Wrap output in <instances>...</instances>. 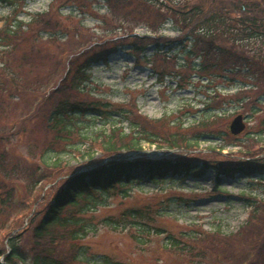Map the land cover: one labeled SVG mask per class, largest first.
Wrapping results in <instances>:
<instances>
[{
	"label": "rangeland",
	"instance_id": "obj_1",
	"mask_svg": "<svg viewBox=\"0 0 264 264\" xmlns=\"http://www.w3.org/2000/svg\"><path fill=\"white\" fill-rule=\"evenodd\" d=\"M11 1L13 4L0 0V39L3 38L1 34L6 26H12L20 20L30 22L34 14L47 11L52 2V0ZM62 4L61 0L54 2V14L58 10L57 15L67 32L74 31V28L86 29L81 37L75 38L72 42L66 39L64 42L68 44L62 43L66 46L62 47L65 48L63 51L58 52L59 45L53 49L49 45H44L47 43L44 40L46 39L44 33L40 40L43 44H37L39 48L32 47L35 37L21 43L17 50L8 47L10 42L7 43L6 40L5 43L4 38L2 42L0 41V49L4 53V58L0 59V84L3 83L0 90V139L5 140L1 142L3 147H8L12 151L13 147L16 149L13 156H8L3 148L0 149V154L4 152L6 156L0 168L4 166L7 175L11 176L6 181L16 187L17 200L21 198L25 200L24 204L18 202V206L12 207L11 212L19 213V216L13 226L16 229L14 228L11 234H27L32 218L43 211L49 200L74 172H90L115 161L135 163L139 160L161 159L150 152L157 148L146 143L144 147L148 153L123 152L110 157L102 151L99 142L91 144L92 140L84 141L77 136L73 137L72 141L75 142V152L53 155L55 159L61 156L64 161L63 167L52 170L51 178L39 188L32 190L33 186L26 174L31 173L33 163L30 161L28 163L26 158L31 160L36 157L34 164L38 165L40 148L34 147L32 153L25 138H22L24 135L20 136L17 132L20 127L30 128L29 134L31 133L32 137L30 143L34 144L36 141L43 146L47 140L44 130L45 119L51 108L43 106L44 101L42 105H35V108H32L31 104L35 100L49 98L52 95L51 92L57 89L55 87L69 71L70 61L76 59L73 54L77 55L78 52L103 42L109 38L107 36L116 35L103 32L105 28L100 16L106 13V8L100 10L96 7L91 13L79 15L76 7H64ZM36 23V20L30 22L26 29L24 25L23 30L27 36L32 34ZM162 32L169 38L179 36V32L171 23L166 24ZM135 33L142 36L150 34L145 27L137 28ZM62 52L67 53L61 56ZM26 53L27 56H24ZM157 54V50L150 46L147 52L137 59L127 48L111 56L108 62L94 66L89 75L92 81L84 93L77 94V99L82 102L101 101L108 103L110 107L105 108L107 111L105 114L73 117L68 124L84 136L91 135L90 139L103 131L110 134L111 128L117 125L124 126L125 132L130 134V124L123 123L124 118L120 114H123V111L129 114L137 113V117L133 115L135 121L136 119L138 123L144 121L148 129L159 135L162 142L159 145L163 148L160 152L167 153V158L193 160L194 165H200L202 161L232 163L252 157L255 160L264 159V96L257 104L261 113L254 116L250 112L253 105L244 107L241 103L240 99L244 95L239 92L238 87L219 82L211 84L191 67H178L177 64L180 62H188L187 59H182L184 54L181 49L165 48L159 55ZM23 58H26V61ZM63 59H66L67 64L61 62ZM59 64L62 65L59 67L60 71L56 70ZM11 76L18 80L16 82L19 87L27 90V98H20L18 87L5 83ZM239 115L246 117V129L235 136L231 133L230 126ZM211 116L213 119H209ZM174 136L193 140L191 148H186V144L180 142L185 145L184 149L171 151L167 142ZM182 139L180 141H183ZM97 140L101 139L97 137ZM196 140L199 142L194 143ZM29 152L32 153L31 157ZM48 156H52L51 153H48ZM18 165L19 167H16ZM15 167L19 171L27 172L24 173L26 177L19 175L18 171L15 173ZM215 178L216 173L210 171L201 180L177 179V183H174L171 178L164 184L144 181L146 184L144 188H140V184L133 188H121L118 185L117 190H113L109 197L103 193H96L95 198L81 201L82 208L88 205L95 207L93 204L99 202L96 210L89 209L81 213L78 212V207L68 205L63 214L75 213L76 216L87 219L88 223L103 228L98 236L92 235L88 239L95 252L119 255L135 264H187L174 251L164 250L157 242L162 239H157L149 248L140 249L131 230L113 232L104 229V219L120 218L124 213L136 208L153 214L161 209H167L170 213L158 216L156 224L176 235H180V232H190L199 236L200 243L196 244V248L199 246L196 251L201 248L210 253L228 249L233 256L227 255L226 259L225 255L226 262L223 264H264L263 175H255L252 178L243 175H238L234 179L224 178L221 191L215 187ZM127 190L130 192L128 197L121 195ZM248 198H252L251 201ZM6 220L7 214L0 213V224ZM10 233L5 232L3 235L5 244L7 241L5 238ZM26 238L29 242V233ZM221 258L219 261L218 257L209 255L203 264H222L223 255Z\"/></svg>",
	"mask_w": 264,
	"mask_h": 264
},
{
	"label": "trees",
	"instance_id": "obj_2",
	"mask_svg": "<svg viewBox=\"0 0 264 264\" xmlns=\"http://www.w3.org/2000/svg\"><path fill=\"white\" fill-rule=\"evenodd\" d=\"M61 1H63L62 6L64 7H78L83 15L96 10V7L100 10L106 8V14L101 15V18L98 17L103 21L105 28L103 32L108 35H116L107 36L109 38L103 42L82 50L77 55L73 54L76 59L70 61L69 71L59 84L57 81L58 86L55 87L57 89L51 92L52 95L49 98L35 100L31 104L32 108H35V105H42L44 101L43 106L51 108L50 114L45 119L44 130L47 140L44 141L43 146L37 144L36 141L34 144L30 143L32 139L31 133L29 134L30 128L20 127L17 132L20 136L24 135L22 138H25L32 153L34 147L40 148L38 165L34 164L36 157L31 160L26 158L28 163L29 161L33 163L30 174L22 170L19 171L16 168L19 165L14 170L15 173L18 171L21 176L27 173V178L30 179L33 186L32 190L49 180L52 170H59L63 167L64 161L61 156L55 159L53 155L73 152L76 149L75 142L72 143L73 137L78 136L79 139L88 142L92 140L91 144L100 143L102 151L110 157L118 153L143 150L144 143L162 148L159 145L162 143L159 140V135L148 129L144 121L139 123L137 119V122L135 121L137 113L129 114L123 111V114H120L124 118L122 122L130 124V134L125 132L124 126L117 125L112 127L110 134L107 131L99 133L97 137L101 140H97V137L90 139L91 135L84 136L81 132L75 131L71 124H68L73 117L107 113L105 108L110 107L108 103L82 102L77 99V94L87 90V85L92 81L89 75L94 66L101 62H108L111 56L120 50L129 48L134 56L142 57L150 46L157 50V55L165 48L181 49L184 54L182 59H187L192 63L180 62L181 64H177L178 67H191L197 71L201 78H207L211 84L219 82L227 84V86L238 87L239 92L244 95L240 99L244 107L253 105L250 112L254 116L261 113L257 104L264 96V0ZM57 13H59L58 10L54 14L53 5L51 12L39 14L35 19L38 29L36 30L35 27L30 36L24 33L22 22H18L16 30L9 25L3 29L1 35L5 43L6 40L7 43L10 42L8 47L11 46L13 50H17L21 43L31 40L32 37H35L33 48L38 47V43L43 44V41L40 42V40L44 33V38H46L44 40L47 41L44 45H49L51 49L59 45L58 52L63 51L65 48L62 47L68 44L64 42L66 39L72 42L75 38L81 37L86 29L83 27L74 28V31L67 32ZM168 23H171L174 29L179 32L178 37L164 36L162 30ZM140 27L147 28L150 34L143 36L136 34L135 30ZM3 38L0 39L1 42ZM62 53L61 56L67 52ZM24 56H27V53ZM3 58L4 53L0 49V59ZM23 59L26 61V58ZM61 62L67 64L66 59ZM5 64L7 65V62ZM60 66L62 65L59 64L56 70L60 71ZM6 80L8 81L5 82L6 84L11 83L15 88L18 87L17 89L21 93L20 98H27V90L18 86L15 76ZM2 87L3 83L0 84V90ZM25 98L24 100H26ZM199 137L201 135L198 136V139ZM182 138L174 136L167 143L170 148L184 149L185 145L182 143L186 144V148H191L193 140ZM181 139L183 141H180ZM2 141L5 140L0 139V149L3 148L8 156H13L16 149L13 147L14 151H12L8 147H3ZM6 141L10 144L8 140ZM198 142L196 140L194 143ZM32 153L29 152L30 157ZM48 153H51L52 156H48ZM47 156L48 158H46ZM5 159L6 156L2 152L0 165L4 163ZM1 167V171L5 173L0 171V213L7 214V220L0 224V238L5 231L10 233L16 229L12 226L17 223L19 213L13 214L12 207L18 206V202L23 204L25 202L24 198L17 200L16 187L6 181L11 176L7 175L4 166ZM210 171L216 173L215 184L219 189H222L224 178L234 179L238 175L248 178L255 175L264 177V159L255 160L252 157L232 163L202 161L200 165H194L193 160L189 159H165L156 162L138 161L135 163L115 161L90 172L69 177L61 189L49 200L43 211L38 212L32 218L31 225L26 231L27 234L29 233V242H27L26 233H10L5 238L7 247L4 237H2L3 241L0 239V264H135L119 257V255L95 252L88 239L92 235L98 236L103 228L94 223H88L87 219H84L83 216H76L75 213L64 215L65 207L76 206L78 212L85 213L89 209L95 208L89 205L82 208L83 201L95 198L94 194L96 193H104L103 195L109 196L111 191L117 190L118 185L121 188H130L143 183L141 185L144 186V181L161 184L168 183L171 178L174 183H177V179H183V181L201 180ZM129 194L130 192L127 190L121 195L128 197ZM168 213L170 212L167 209H161L156 214L140 208L131 209L120 218L104 219L103 227L105 230L113 232L131 230L140 249L149 248L154 245L157 239H162L157 241L162 248L166 251H174L187 264H203L209 255L218 257L219 261L223 255V264L226 262L225 255L226 259L227 255L233 256L227 251L228 249L210 253L201 250V248L196 251L199 247L196 248V244L200 243L199 236L192 235L190 232H180V235H176L156 224L158 216ZM14 217L15 220L8 227ZM16 225L18 227V224ZM1 258H4V262H1Z\"/></svg>",
	"mask_w": 264,
	"mask_h": 264
},
{
	"label": "water",
	"instance_id": "obj_3",
	"mask_svg": "<svg viewBox=\"0 0 264 264\" xmlns=\"http://www.w3.org/2000/svg\"><path fill=\"white\" fill-rule=\"evenodd\" d=\"M245 128H246V126H245V124H244V120H243V117L242 116H239V117H237L234 121H233V123H232V125H231V131H232V133L234 134V135H239V134H241L244 130H245ZM146 153H148L147 151H145ZM152 154H154V155H157V156H159V157H161V156H165V154H161V153H159L158 151H153V152H151Z\"/></svg>",
	"mask_w": 264,
	"mask_h": 264
}]
</instances>
